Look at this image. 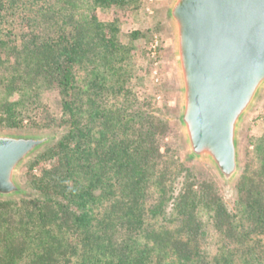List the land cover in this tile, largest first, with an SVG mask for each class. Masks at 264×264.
I'll return each instance as SVG.
<instances>
[{
    "label": "trees",
    "instance_id": "obj_1",
    "mask_svg": "<svg viewBox=\"0 0 264 264\" xmlns=\"http://www.w3.org/2000/svg\"><path fill=\"white\" fill-rule=\"evenodd\" d=\"M140 1L0 0V130L64 128L41 152L54 161L34 176L35 193L0 198V264H207L194 261L199 188L222 242L212 264H233L238 232L264 234V132L251 143L255 170L236 181L233 211L212 181H188L192 169L161 151L169 123L133 93V45L120 39L119 18L95 14L137 11ZM184 170L174 224L163 225L168 185ZM153 189L159 204L149 206Z\"/></svg>",
    "mask_w": 264,
    "mask_h": 264
},
{
    "label": "water",
    "instance_id": "obj_2",
    "mask_svg": "<svg viewBox=\"0 0 264 264\" xmlns=\"http://www.w3.org/2000/svg\"><path fill=\"white\" fill-rule=\"evenodd\" d=\"M176 120L190 161L226 191L241 170V126L264 89V0H170ZM52 136L0 130V198L25 195L19 169Z\"/></svg>",
    "mask_w": 264,
    "mask_h": 264
},
{
    "label": "rangeland",
    "instance_id": "obj_3",
    "mask_svg": "<svg viewBox=\"0 0 264 264\" xmlns=\"http://www.w3.org/2000/svg\"><path fill=\"white\" fill-rule=\"evenodd\" d=\"M169 3L170 0H141L137 11H132L126 7L113 6L109 8L99 7L95 14L101 21H109L114 17L119 18V26H121L120 39L124 43L133 45V58L131 62L134 70L132 79L133 93L139 101L145 103L148 101V104L144 105L147 111H151L169 123V127L165 132L166 134L162 139L163 142H161V151L167 157L174 156V159L183 163L184 167L192 169L194 177L190 176L188 181H212L216 185L218 193L221 195L226 207L233 211V203L236 197V181L243 173L245 167L249 171L248 174H252L255 170L256 162L253 158V146L251 143L264 132V89L242 123L240 135L241 170L230 191H226L214 171L209 169V166L190 161L186 156L181 131L176 120L179 91L173 51V29L167 16ZM134 29L141 30L143 35L131 40L125 34ZM154 37H157L159 40V45L155 54L152 55L150 42ZM42 99L50 103L51 109L54 108L56 110L53 103V99H55L54 91L44 92ZM63 130V127L58 128L53 126L51 128H24L13 131L46 133L52 136L50 143H53ZM44 148L30 156L20 167L18 177L26 193L23 196L13 197L14 199L33 195L35 190L31 185L34 181V176L39 175L42 169L49 168L53 163V159L41 156ZM34 162L36 163L34 164ZM185 175L184 170L182 173L177 174L170 181V184L168 183V190L165 193L166 201L163 200L165 202L161 208L163 210L158 216L163 225L172 226L174 224L170 222L173 219L172 203L175 196L183 187V182L186 180L184 179ZM199 187L200 184L198 185V182H196L194 188ZM202 188H204V185ZM199 189L201 196L196 213L202 225L197 234V242L202 258L195 259L194 261L195 263L206 261L207 264H212L216 256H219L221 252L220 247L222 242L219 240L220 235L214 228L212 210L204 203L203 193L205 191L201 188ZM158 193L156 189H153V193H151L152 195L148 201L149 206L159 204ZM237 237L238 239L235 240L236 242L231 247L233 264H264V234L261 236L249 234L246 237L238 232Z\"/></svg>",
    "mask_w": 264,
    "mask_h": 264
},
{
    "label": "built area",
    "instance_id": "obj_4",
    "mask_svg": "<svg viewBox=\"0 0 264 264\" xmlns=\"http://www.w3.org/2000/svg\"><path fill=\"white\" fill-rule=\"evenodd\" d=\"M158 45H159V40L157 39V37H154V39H152L150 42V49H151L152 55L155 54Z\"/></svg>",
    "mask_w": 264,
    "mask_h": 264
}]
</instances>
